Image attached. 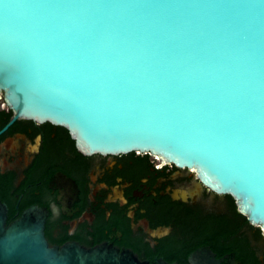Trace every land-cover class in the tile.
I'll return each mask as SVG.
<instances>
[{"label":"water","instance_id":"1","mask_svg":"<svg viewBox=\"0 0 264 264\" xmlns=\"http://www.w3.org/2000/svg\"><path fill=\"white\" fill-rule=\"evenodd\" d=\"M0 97L84 155L192 169L264 233V0H0ZM45 216L31 206L7 223L0 200V264H178L51 245Z\"/></svg>","mask_w":264,"mask_h":264},{"label":"flooded vegetation","instance_id":"2","mask_svg":"<svg viewBox=\"0 0 264 264\" xmlns=\"http://www.w3.org/2000/svg\"><path fill=\"white\" fill-rule=\"evenodd\" d=\"M13 117L0 106V200L7 223L37 206L46 211L44 236L51 245L105 243L141 260L178 264L210 249L197 261L264 264L262 230L192 169L147 153L84 155L64 127Z\"/></svg>","mask_w":264,"mask_h":264},{"label":"bare ground","instance_id":"3","mask_svg":"<svg viewBox=\"0 0 264 264\" xmlns=\"http://www.w3.org/2000/svg\"><path fill=\"white\" fill-rule=\"evenodd\" d=\"M156 159V158H155ZM157 160H159L158 158H157ZM159 162H161V163H164V161L163 160H159ZM191 260L193 261V262H195L196 264H206V263H208V262H199V261H197V259H196V256H192V258H191Z\"/></svg>","mask_w":264,"mask_h":264},{"label":"trees","instance_id":"4","mask_svg":"<svg viewBox=\"0 0 264 264\" xmlns=\"http://www.w3.org/2000/svg\"><path fill=\"white\" fill-rule=\"evenodd\" d=\"M7 222H9V218L7 219ZM239 256V255H238Z\"/></svg>","mask_w":264,"mask_h":264}]
</instances>
